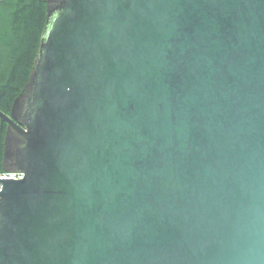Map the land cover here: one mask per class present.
<instances>
[{
  "label": "water",
  "instance_id": "95a60500",
  "mask_svg": "<svg viewBox=\"0 0 264 264\" xmlns=\"http://www.w3.org/2000/svg\"><path fill=\"white\" fill-rule=\"evenodd\" d=\"M45 2L0 264H264V0Z\"/></svg>",
  "mask_w": 264,
  "mask_h": 264
},
{
  "label": "trees",
  "instance_id": "16d2710c",
  "mask_svg": "<svg viewBox=\"0 0 264 264\" xmlns=\"http://www.w3.org/2000/svg\"><path fill=\"white\" fill-rule=\"evenodd\" d=\"M45 21V0H0V111L8 116L29 78ZM5 129L0 121V171Z\"/></svg>",
  "mask_w": 264,
  "mask_h": 264
},
{
  "label": "built area",
  "instance_id": "2783aa9c",
  "mask_svg": "<svg viewBox=\"0 0 264 264\" xmlns=\"http://www.w3.org/2000/svg\"><path fill=\"white\" fill-rule=\"evenodd\" d=\"M23 172L21 171H0V192L2 188L3 178H12V179H20L23 177Z\"/></svg>",
  "mask_w": 264,
  "mask_h": 264
}]
</instances>
